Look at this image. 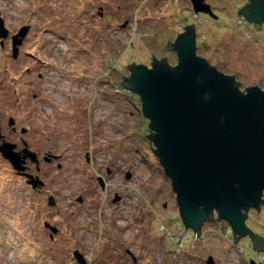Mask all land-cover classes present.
<instances>
[{
	"label": "rangeland",
	"instance_id": "374dc122",
	"mask_svg": "<svg viewBox=\"0 0 264 264\" xmlns=\"http://www.w3.org/2000/svg\"><path fill=\"white\" fill-rule=\"evenodd\" d=\"M246 1L194 11L190 0H0V131L37 153L43 185L26 184L0 152V264H264L216 216L190 237L139 95L112 85L132 61L176 65L166 41L193 23L197 55L241 91L264 90V21L237 13ZM110 58L120 72L105 68ZM259 209L245 224L264 240Z\"/></svg>",
	"mask_w": 264,
	"mask_h": 264
},
{
	"label": "water",
	"instance_id": "95a60500",
	"mask_svg": "<svg viewBox=\"0 0 264 264\" xmlns=\"http://www.w3.org/2000/svg\"><path fill=\"white\" fill-rule=\"evenodd\" d=\"M190 1L194 11L209 10L204 0ZM240 12L260 23L264 0L246 1ZM183 27L174 41H166L176 52V65L171 66L166 55H153L150 68L132 61L127 65L130 75L118 82L140 97L151 129L145 136L170 179L184 226L198 235L216 210L233 237L248 236L254 250L264 253L263 238L245 224L247 210L259 211L264 203V90L251 85L241 91L234 74L220 72L196 54L193 23ZM27 29H21V37ZM6 35L0 18V36ZM20 39L13 38V57ZM2 137L0 131L2 155L16 170H25L26 157L34 160L35 153L25 148L21 154ZM207 264L215 263L209 257Z\"/></svg>",
	"mask_w": 264,
	"mask_h": 264
},
{
	"label": "flooded vegetation",
	"instance_id": "af4514ba",
	"mask_svg": "<svg viewBox=\"0 0 264 264\" xmlns=\"http://www.w3.org/2000/svg\"><path fill=\"white\" fill-rule=\"evenodd\" d=\"M243 91H245V90H243ZM13 123L11 124L12 126H13ZM12 131L13 132L16 131V127L15 126L12 127ZM20 131H21V133H25L26 132V128H22V129H20ZM11 143L15 145V150L17 152H21V154L23 153V150L25 148L29 149L28 148V143L24 139L21 140V144L23 145V147H18V143L17 142H11ZM33 152L35 153V159L33 160L30 156L26 157V159L24 161L25 170H23V171H17L15 169L14 170L16 171L17 175H19L20 177H24V179L26 181V184L31 185L33 188H38V190H39V188L42 187L43 185L40 182L41 180H40L39 176L32 173L33 170H32V167L30 166V164L34 163L35 169L36 170L40 169V164H39V159L37 157V153L35 151H33ZM48 162H50V161H48ZM12 168H13V166H12ZM98 180H99L100 183L103 184V177H101V176L98 177ZM175 197H176V195H175ZM49 202L53 203V199L49 198ZM176 203H177V201H176ZM263 205H264V203L260 204V208H263ZM51 231L53 233H50V237L53 236V234H55L57 232L56 228H55V231H53L52 229H51ZM246 239L249 241V243L251 242L250 241L251 239L249 237L246 238Z\"/></svg>",
	"mask_w": 264,
	"mask_h": 264
},
{
	"label": "trees",
	"instance_id": "16d2710c",
	"mask_svg": "<svg viewBox=\"0 0 264 264\" xmlns=\"http://www.w3.org/2000/svg\"><path fill=\"white\" fill-rule=\"evenodd\" d=\"M240 14L241 15H243V13L242 12H240ZM186 28V27H185ZM158 59V58H157ZM152 61H153V59H152ZM166 61L168 62V60H167V58H166ZM116 60H114V59H112V58H110L109 59V61H108V63H104V65H105V68L106 69H112L111 71H117V72H120V70H118L117 69V65H116ZM134 63H144V62H142V61H134ZM169 63V62H168ZM170 65H171V63H170ZM171 66H173V65H171ZM148 67V66H147ZM104 71V70H103ZM106 71V70H105ZM111 71L109 72L108 71V73L105 75L106 77H108V76H111ZM114 76V75H113ZM126 77H128V76H126ZM122 80H124V78L122 77ZM112 85L115 87V91L116 92H121L122 90L121 89H123V90H127L123 85H117V82H112ZM119 90H121V91H119ZM128 91V90H127ZM123 92V91H122ZM128 92H132V91H128ZM148 122H149V120H148ZM149 127V126H148ZM150 131H151V129H149V133H150ZM154 148H155V146H154ZM213 216H216L217 217V219H218V212L216 211V210H212V217ZM180 218V217H179ZM209 218H211V216L209 215ZM175 220H177V219H175ZM219 220H222V219H220L219 218ZM177 221H179V220H177ZM180 222L183 224V222H182V219L180 218ZM184 225V224H183ZM226 225H228L229 226V229H230V231L232 232V230H231V227H230V225L228 224V223H226ZM185 227V226H184ZM186 228V227H185ZM186 230H187V228H186ZM233 233V232H232ZM200 234V233H199ZM198 234V235H199ZM191 236L190 237H193V236H197V238H198V235H195V233H194V231L192 230V233L190 234ZM189 237V238H190ZM240 237H238V239H239ZM251 241V240H250ZM250 244H252V242H250Z\"/></svg>",
	"mask_w": 264,
	"mask_h": 264
}]
</instances>
